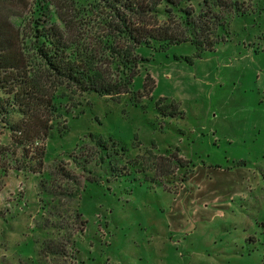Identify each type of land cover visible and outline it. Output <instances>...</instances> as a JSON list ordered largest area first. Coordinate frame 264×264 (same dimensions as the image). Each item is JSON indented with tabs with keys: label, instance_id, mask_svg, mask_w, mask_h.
I'll list each match as a JSON object with an SVG mask.
<instances>
[{
	"label": "rangeland",
	"instance_id": "rangeland-1",
	"mask_svg": "<svg viewBox=\"0 0 264 264\" xmlns=\"http://www.w3.org/2000/svg\"><path fill=\"white\" fill-rule=\"evenodd\" d=\"M241 1L249 12L228 14L222 41L201 58L189 43L165 52L139 47L144 61L134 94L113 99L68 92L69 114L53 123L52 137L32 147L45 148L46 171L67 163L91 134L120 142L130 159L176 153L193 164L188 185L183 188L189 178L181 185L183 168L164 180L166 188L87 183L76 206L86 225L75 247L45 259L38 255L44 241L69 234L44 227L50 198L40 193V177L11 169L0 177V264H262L264 0ZM199 3L205 0L185 6ZM148 75L154 87L141 96ZM170 103L183 114L170 116ZM20 121L17 113L0 116L6 163L20 156L11 130Z\"/></svg>",
	"mask_w": 264,
	"mask_h": 264
},
{
	"label": "trees",
	"instance_id": "trees-1",
	"mask_svg": "<svg viewBox=\"0 0 264 264\" xmlns=\"http://www.w3.org/2000/svg\"><path fill=\"white\" fill-rule=\"evenodd\" d=\"M188 1L0 0V116H21L11 125L20 156L6 163L9 150L0 148V177L11 169L38 175L41 195L50 198L44 205V227L69 234L44 241L39 258L63 256L68 247H75V235L86 225L76 206L87 183L125 180L166 188L164 180L180 168L185 170L182 186L193 172L192 162L176 153L130 159L123 144L93 134L68 155L67 163L57 162L47 171L45 148H32L36 141L52 137L53 123L69 114L68 92L113 99L134 94L133 80L144 61L137 54L139 47L165 52L189 43L196 48L194 58H201L222 41L219 31L228 27V14L249 12L241 0L185 6ZM161 17L167 22L159 23ZM153 87L148 75L141 96ZM170 106V116L183 114L176 103ZM67 130L58 133L63 136ZM261 228L264 236V223ZM262 245L264 264V239Z\"/></svg>",
	"mask_w": 264,
	"mask_h": 264
},
{
	"label": "crops",
	"instance_id": "crops-1",
	"mask_svg": "<svg viewBox=\"0 0 264 264\" xmlns=\"http://www.w3.org/2000/svg\"><path fill=\"white\" fill-rule=\"evenodd\" d=\"M190 181H191V176H189V180H188V182L183 186V188L186 187Z\"/></svg>",
	"mask_w": 264,
	"mask_h": 264
}]
</instances>
